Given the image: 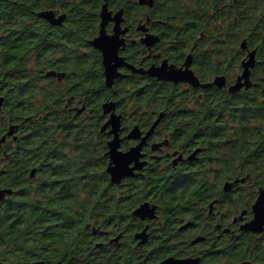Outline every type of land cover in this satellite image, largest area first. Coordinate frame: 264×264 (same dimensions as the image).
I'll return each instance as SVG.
<instances>
[{
    "label": "flooded vegetation",
    "instance_id": "flooded-vegetation-1",
    "mask_svg": "<svg viewBox=\"0 0 264 264\" xmlns=\"http://www.w3.org/2000/svg\"><path fill=\"white\" fill-rule=\"evenodd\" d=\"M105 1L111 16L121 12L116 34L123 41L117 51L123 61H112L117 75L110 85L102 52L90 44L99 35ZM160 7L158 0H128L122 6L103 0L91 38L86 21L80 26L78 20L66 18V12L36 11L42 26L26 44L37 56L31 67L36 105L60 106L73 128L96 117L99 130H45L52 108L38 107L36 129H27L23 118L15 121L9 114L0 133L1 188L22 186L29 176L36 188L60 186L55 200L66 195L64 186L73 181L97 187L92 197L97 210L79 230L81 250L91 248L97 264H120L125 255L126 264H157L167 258L213 264L205 258L218 245L241 234H264V225L259 233L244 228L264 187V11L236 40L229 20L216 27V11L207 17L198 11L192 18L183 12L180 19H163L157 13ZM42 11H52L53 20L40 16ZM225 13L230 19L231 10ZM114 27L109 19L105 33L115 34ZM22 59L17 67H5V60L0 65L1 115L9 111L6 106L15 105L17 117L22 116ZM171 68L180 71L179 79L168 78ZM107 102H113L114 109L106 113ZM112 111L120 115L117 150L133 151L130 173L118 182L106 171L114 133L111 126L102 129ZM249 135L256 140L249 141ZM81 144L98 146L94 149L100 156L91 159L92 164L98 160L96 174L71 171L79 156L74 150ZM256 154L261 161H254ZM233 169L240 172L233 174ZM14 192L0 203L18 199ZM10 239L8 230H0V264H24L21 257L8 259ZM48 247L56 249L57 244ZM35 261L72 264L81 259L37 258L29 264Z\"/></svg>",
    "mask_w": 264,
    "mask_h": 264
},
{
    "label": "trees",
    "instance_id": "trees-1",
    "mask_svg": "<svg viewBox=\"0 0 264 264\" xmlns=\"http://www.w3.org/2000/svg\"><path fill=\"white\" fill-rule=\"evenodd\" d=\"M103 0H0V65L3 60L8 64L5 67H17L18 61H24V106L22 116L17 106H6L8 112L4 115L0 113V133L7 124V117L12 115V120L23 118L27 129H36L33 119L38 109L50 110L49 120L46 122L45 130L53 131H94L99 130V124L91 119L87 124L78 128L70 127L67 123L66 112L58 105L38 106L36 105V84L34 73L31 70L37 56L32 49L26 46L37 34L35 28L42 26L36 11L52 8L60 12H66V18L76 19V25L81 26V22L88 24V35L91 38L95 34L98 21V11ZM128 0H110L116 5H125ZM161 7L157 11L160 18L180 19L183 12L190 18L196 12L209 13L216 11V27L218 28L224 20H229L232 25L234 39L238 40L246 32L248 26H252L260 19V13L264 11V0H158ZM224 6V7H223ZM227 6V7H226ZM231 10L230 19L226 16V11ZM80 22V23H79ZM11 61H13L11 63ZM12 64V65H11ZM108 91L104 92L107 98ZM156 102L154 103V105ZM39 107V108H38ZM61 111H59V110ZM99 109L94 107V110ZM98 113V110H97ZM9 126L7 132H10ZM80 136V135H79ZM91 137V136H90ZM0 137V143H1ZM249 135V141H255ZM96 144H81L74 150L78 153V158L73 161L72 172L81 174H96L98 169L97 161L91 163V159L100 156V151L94 149ZM251 149V147H250ZM31 155L33 150L31 149ZM238 154L240 150L238 149ZM240 156V155H239ZM260 155H254V161H261ZM242 157H239V161ZM252 159L253 156L250 155ZM252 162V160H250ZM92 166L95 168L92 169ZM264 170V165H263ZM255 171H260L255 169ZM240 171L233 169V174ZM242 172V171H241ZM26 174V173H25ZM0 175V179H1ZM19 178L14 177V181ZM20 181V179H19ZM8 182H11L9 176ZM75 182V181H73ZM66 184L65 196L53 199L54 192L60 186H43L41 189L34 187L33 179L28 176L22 179V186H10L0 189H11L18 199L9 202L7 205L0 203V230H8L11 239L8 243L7 257L9 260L22 258L24 264H29L34 259L40 258L51 262L57 258L68 260V258L81 259L80 262L72 264H92L97 259V255L89 250H81L79 230H83L84 223L88 221L95 210H97V200L93 199V191L97 187L88 185ZM83 196H85L83 198ZM14 230V231H13ZM21 230L22 234L16 233ZM262 232V231H261ZM13 233V234H12ZM262 234V233H261ZM258 237L256 234H241L232 238L222 245H218L205 259H211L213 264H238L242 261L251 264H264V234ZM89 239V238H88ZM38 242V248L36 243ZM56 243L57 248H49V244ZM88 251L91 253H88ZM68 252L69 256L64 255ZM128 263V258L122 256L120 264ZM93 264H97L93 262Z\"/></svg>",
    "mask_w": 264,
    "mask_h": 264
},
{
    "label": "water",
    "instance_id": "water-1",
    "mask_svg": "<svg viewBox=\"0 0 264 264\" xmlns=\"http://www.w3.org/2000/svg\"><path fill=\"white\" fill-rule=\"evenodd\" d=\"M140 2H147V0H140ZM149 2V1H148ZM40 16L47 18L48 20H53V12L52 11H42L39 13ZM121 12L116 13L114 16H111V12L107 9L106 1L102 4L101 11H100V30L99 35L93 38L90 41V44L100 50L103 56V63L105 66V76H106V83L108 85L111 84L113 77L117 75L115 65L112 64V61H117L120 63L123 61V58L118 57L117 51L119 46L122 44V39L118 37L116 32L118 31L119 22L121 20ZM62 16H59L61 18ZM109 19H113L115 21V34L109 36L105 33L104 26ZM150 38V37H149ZM181 73L179 70L171 68L168 71V78L170 79H179ZM1 100V98H0ZM104 112H110L114 109L113 102H107L103 104ZM119 118L120 115L114 113L113 111L110 113L108 120L103 124L102 129L111 126V132L114 133V137L108 142V154L110 156V164L107 166L106 171L111 176V181L118 182L120 178L130 173V170L127 168V164L129 163V158L131 157L132 150H129L125 153H122L117 150V131L119 129ZM12 128V127H11ZM11 132V130H10ZM11 189H0V199H2L5 194H10ZM264 187L261 189L260 194L258 195L255 204L253 205L254 210V217L251 221L244 225L245 229H248L252 232H261L263 230L262 227L264 225ZM138 212V210H137ZM138 237H141V243L144 242V233L141 232L138 234ZM202 237H197L195 240H200ZM198 262V258H185V259H173L167 258L157 264H196ZM31 264H46L43 261H35ZM55 264H62L61 262H57ZM140 264V263H135ZM238 264H251L248 261H242Z\"/></svg>",
    "mask_w": 264,
    "mask_h": 264
}]
</instances>
